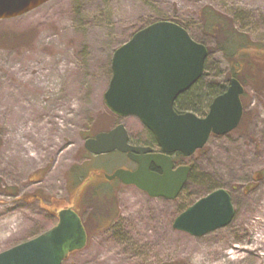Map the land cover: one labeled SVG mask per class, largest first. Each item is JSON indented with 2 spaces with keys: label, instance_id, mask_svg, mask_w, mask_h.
<instances>
[{
  "label": "rangeland",
  "instance_id": "rangeland-1",
  "mask_svg": "<svg viewBox=\"0 0 264 264\" xmlns=\"http://www.w3.org/2000/svg\"><path fill=\"white\" fill-rule=\"evenodd\" d=\"M206 8L264 47V0H51L0 20V252L57 224L49 198L72 205L84 176L129 164L117 152L88 154L85 141L121 120L142 126L114 116L104 101L113 54L136 32L157 21L183 26L209 50L203 87L227 81L231 67L218 38L205 31ZM255 75L257 81L242 83L237 129L212 136L183 159L192 171L175 200L89 180L97 186L82 189L86 204L79 206L88 244L63 264H264V241L254 239L264 235V72ZM219 189L235 210L227 226L199 237L173 227L182 212ZM254 242L255 254L242 251L244 260L229 261L235 246Z\"/></svg>",
  "mask_w": 264,
  "mask_h": 264
},
{
  "label": "water",
  "instance_id": "water-1",
  "mask_svg": "<svg viewBox=\"0 0 264 264\" xmlns=\"http://www.w3.org/2000/svg\"><path fill=\"white\" fill-rule=\"evenodd\" d=\"M49 1L0 0V20L25 15ZM207 57L208 48L171 21L146 26L114 52L105 104L118 116L139 118L153 132L162 153L150 154L149 148L130 145L123 125L87 139L85 148L92 154L118 150L138 164L134 171L119 169L106 175L108 180L118 178L152 198L174 200L187 183L191 167L175 168L170 154L181 152L190 157L207 144L211 135L223 136L238 127L243 116L244 87L236 78L224 94L214 99L206 117L178 114L174 109L178 96L202 77ZM234 213L230 194L219 189L182 212L173 227L199 237L227 226ZM87 243L88 234L79 214L62 209L54 227L0 252V264H63Z\"/></svg>",
  "mask_w": 264,
  "mask_h": 264
},
{
  "label": "trees",
  "instance_id": "trees-1",
  "mask_svg": "<svg viewBox=\"0 0 264 264\" xmlns=\"http://www.w3.org/2000/svg\"><path fill=\"white\" fill-rule=\"evenodd\" d=\"M202 14L204 17L205 31L218 38L219 41L217 44L225 52L231 67L226 82L214 85L208 89V91L211 93V98L214 99L218 95H221L230 84L232 78L238 79L243 84L257 81V76L255 75L257 74V71L260 74L261 71L264 72V53H257L259 45L252 43L245 34L235 31L231 23H229L223 15L216 12L214 9L206 8L203 10ZM259 48L264 49L262 46ZM202 82L203 79H200L196 85L198 92L201 90L199 89V85L202 84ZM202 93V98H200L199 94L191 97L188 106L191 105L192 107L200 108V106L205 103V100L209 94L207 93V96L205 97L206 93L203 90ZM83 180L84 177L81 179L80 183ZM80 196L81 191L76 192V195L72 196V205L74 207L79 204L78 199H81ZM34 198L40 201L45 200L44 197L38 195H35ZM48 202V207H50L49 209L54 215H57L58 211L63 207L69 206L68 203H64L62 207L59 203L54 202L51 198H49ZM96 206L98 205L90 203V207L92 209H94ZM98 213V216L100 217V206Z\"/></svg>",
  "mask_w": 264,
  "mask_h": 264
},
{
  "label": "flooded vegetation",
  "instance_id": "flooded-vegetation-1",
  "mask_svg": "<svg viewBox=\"0 0 264 264\" xmlns=\"http://www.w3.org/2000/svg\"><path fill=\"white\" fill-rule=\"evenodd\" d=\"M112 68V67H111ZM204 73H205V70H204ZM204 73L202 75V77L200 79H203L204 77ZM198 83V82H197ZM197 83H195L189 90H187L186 92L180 94L178 96V98L176 99L175 101V104H174V109L175 111L178 113V114H186V113H193L195 114L197 117L199 118H204L207 116V114L209 113L210 111V107L214 101V99L211 98V93L208 91V87L206 85V87H203V84H200L199 85V89L200 92H198V89L196 88L197 86ZM230 84L228 85V87L225 89L224 92H226L229 88ZM206 88V89H205ZM196 89V90H195ZM202 90L206 93L205 97L207 96V93L208 96L205 100V103L202 104L200 106V108H195V107H192L191 105L188 106L189 104V101H190V98L195 96V95H200V98H202L203 96V93H202ZM223 92V93H224ZM222 93V94H223ZM219 96V95H218ZM217 96V97H218ZM243 96V95H242ZM244 111V109H243ZM112 114L120 119H125V118H130V117H133V116H129V117H121V116H118L116 115L115 113L112 112ZM136 118L139 122H140V126L139 129H137V127H133V128H129L127 125L124 124V122H122V120L120 122H118L114 127L112 128H109V129H103L101 130L99 133H96L95 135H93L92 137H95L96 135L100 134V133H103V132H109L111 131L112 129L116 128L117 126L119 125H123L125 127V129L127 130V133H128V142L130 145L132 146H135V147H144V148H149L151 149V151L149 152L150 154H160L162 153V149L161 147L158 145V142L156 140V137L154 136L153 132L148 129L143 123L142 121L137 118V117H134ZM136 136V137H135ZM213 136V135H212ZM211 136V137H212ZM214 136H218V135H214ZM91 137V136H90ZM209 141V140H208ZM119 153L121 154L123 157H125L126 161L129 163H124V165H121V166H118L116 167L111 173H107L109 175H112L114 174L117 170L119 169H125V170H131V171H134L136 170V168L138 167V164L136 162H134L133 160H131L127 153H124V152H121V151H118V150H115L111 153H108V154H101V155H93L91 153H89V151H87L88 154L92 155V156H103V155H110L112 153ZM194 155V154H193ZM170 157L172 158V160L174 161L175 163V168L179 167V166H190L191 167V171H192V165L188 164V163H185V161H183V159H186V158H189V157H185L181 152H175V153H172L170 154ZM191 157V156H190ZM152 170L153 171H156L158 173H160V170L153 167L152 166ZM99 173V174H98ZM191 173V172H190ZM100 177L102 179H105L107 180L105 177V173L101 170H98V171H95V172H91L89 174H87L85 177H84V180L79 183L78 187L76 188L75 192H74V196L76 195V192L78 191H81L82 192V189L87 186L88 184L92 183V184H95L96 183H93V182H90L89 180H92L93 177ZM189 179V178H188ZM108 182H114V181H118L120 182V184L124 185L118 178H115L113 180H107ZM97 186V185H96ZM183 191V190H182ZM96 193H98V191H96ZM78 202L79 204L76 206L77 210L79 211V206H83L85 204V202L81 199H78Z\"/></svg>",
  "mask_w": 264,
  "mask_h": 264
},
{
  "label": "bare ground",
  "instance_id": "bare-ground-1",
  "mask_svg": "<svg viewBox=\"0 0 264 264\" xmlns=\"http://www.w3.org/2000/svg\"><path fill=\"white\" fill-rule=\"evenodd\" d=\"M255 241H260L263 240L264 241V235L262 236H255ZM230 247H234V245L230 246ZM242 251H251L254 254L257 252V248H256V242H254L251 246H244V245H237L235 246L234 251H232L229 255V261H231L232 263H238L242 260L245 259V257L242 255Z\"/></svg>",
  "mask_w": 264,
  "mask_h": 264
}]
</instances>
